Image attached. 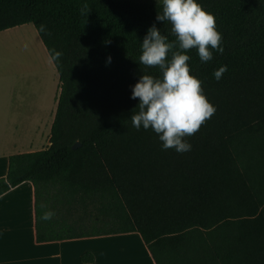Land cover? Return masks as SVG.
Returning a JSON list of instances; mask_svg holds the SVG:
<instances>
[{"label":"trees","instance_id":"trees-1","mask_svg":"<svg viewBox=\"0 0 264 264\" xmlns=\"http://www.w3.org/2000/svg\"><path fill=\"white\" fill-rule=\"evenodd\" d=\"M197 3L223 53H186L216 111L179 153L130 119L132 87L160 75L139 63L147 30L175 40L162 0H0V31L31 24L48 58L62 53L48 146L10 156L0 178V195L31 183L36 242L135 233L153 264H264V0Z\"/></svg>","mask_w":264,"mask_h":264},{"label":"crops","instance_id":"crops-1","mask_svg":"<svg viewBox=\"0 0 264 264\" xmlns=\"http://www.w3.org/2000/svg\"><path fill=\"white\" fill-rule=\"evenodd\" d=\"M24 25L0 31V37ZM26 32L33 62L10 71L9 64L0 59V178L7 173L10 156L48 146L56 108L57 73L35 31ZM86 239L36 242L31 183L22 182L0 195V264H92V259L88 263L81 260L86 253L82 246ZM145 253L149 264H153Z\"/></svg>","mask_w":264,"mask_h":264},{"label":"clouds","instance_id":"clouds-1","mask_svg":"<svg viewBox=\"0 0 264 264\" xmlns=\"http://www.w3.org/2000/svg\"><path fill=\"white\" fill-rule=\"evenodd\" d=\"M90 11L87 3L81 8L82 15ZM156 20L170 24L175 40L169 41L155 24L147 30L139 63L157 68L160 75H141L132 87L131 99H138V104L130 119L137 130L151 129L163 150L183 153L191 149L185 137L194 135L216 111L203 93L202 82L190 74L191 57L186 53L196 49L202 63L211 61L213 51L223 53L222 34L217 31L215 16L197 0H162V12L156 15ZM39 31L44 32L45 27L41 25ZM61 55L51 50L49 62H55ZM226 71L227 66H221L213 75L219 81ZM54 215L45 211L41 219L47 221Z\"/></svg>","mask_w":264,"mask_h":264},{"label":"rangeland","instance_id":"rangeland-1","mask_svg":"<svg viewBox=\"0 0 264 264\" xmlns=\"http://www.w3.org/2000/svg\"><path fill=\"white\" fill-rule=\"evenodd\" d=\"M26 30L34 33L32 25L27 24L0 37V59L9 64L10 71L14 67H27L33 62L31 41ZM39 203L42 206L44 200L39 198ZM82 246L86 251L84 257L94 260L92 264H149L137 234L89 238L82 242Z\"/></svg>","mask_w":264,"mask_h":264},{"label":"water","instance_id":"water-1","mask_svg":"<svg viewBox=\"0 0 264 264\" xmlns=\"http://www.w3.org/2000/svg\"><path fill=\"white\" fill-rule=\"evenodd\" d=\"M77 146H78V144L76 143L75 145L72 146V149H74V148L77 147Z\"/></svg>","mask_w":264,"mask_h":264}]
</instances>
